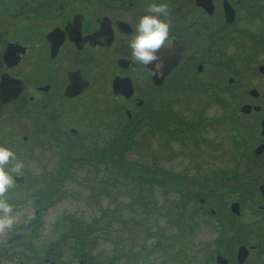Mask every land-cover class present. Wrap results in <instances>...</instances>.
<instances>
[{"label":"flooded vegetation","instance_id":"af4514ba","mask_svg":"<svg viewBox=\"0 0 264 264\" xmlns=\"http://www.w3.org/2000/svg\"><path fill=\"white\" fill-rule=\"evenodd\" d=\"M148 2L0 0V138L5 141L12 134L17 137L16 125L9 132L5 128L9 108L10 120L21 123L22 119H29L34 133L52 139L61 155L53 171L66 170L80 158L70 155L85 149L79 142L78 123L94 118L98 127L111 131V138L148 126L144 131L146 138L158 139L161 134H168L167 125L171 122L166 115L168 93L219 90L229 97L230 106L239 109L235 119L249 118L257 123L245 127L244 139L252 138L251 144L240 148L236 166L226 173L224 182L227 195L234 191L239 194L240 214L245 204L256 205L253 227L240 223V214L232 217L229 213L226 217V234L244 231L243 225L245 232L250 228L254 231L257 244L244 243L249 247L248 260L252 251H262L264 247V192L260 188L264 184V84L260 85V73L256 75L251 72L254 68L244 65L246 42L241 44L247 36L252 37L247 34L246 25L257 26L264 20L263 0H157L167 4L173 36L169 45L157 50L159 75L155 74L156 61L149 62L146 68L133 63L127 47L135 21L145 12ZM225 7L230 11L228 16ZM233 44L234 52L229 53ZM240 46L244 61L237 54ZM260 64L264 63L254 61L257 71ZM248 71L255 74L250 77L249 88L240 77ZM71 75L76 83H81L82 90L69 96L65 86ZM231 87L236 91L232 92ZM219 99L217 95L209 103L220 102ZM242 106H247L248 111L242 112ZM172 127H176L175 122ZM22 141L27 142L28 136H23ZM93 148L101 146L90 150ZM261 174L263 179H257ZM229 177L237 181L232 182ZM14 182L17 184L15 179ZM208 182H213L212 174ZM11 194L9 201L16 197ZM46 201L42 195L34 196V216ZM200 201L203 204L204 199ZM34 223L35 218L26 226ZM261 260H256V264H263ZM43 261L53 263L49 257Z\"/></svg>","mask_w":264,"mask_h":264},{"label":"rangeland","instance_id":"374dc122","mask_svg":"<svg viewBox=\"0 0 264 264\" xmlns=\"http://www.w3.org/2000/svg\"><path fill=\"white\" fill-rule=\"evenodd\" d=\"M245 29L252 37L247 36L241 44L246 42L244 65L247 63L250 70L254 68L251 72L258 75L253 64L254 61L264 63V20L257 26L247 24ZM235 45L230 46L229 53L234 52ZM242 52L240 46L237 54L244 61ZM254 73L248 71L240 75L248 88ZM258 77L263 80L260 85L264 84V76ZM230 89L236 91L235 87ZM217 95L220 102L209 103ZM230 105L229 97L219 90L209 93L201 89L197 92L174 91L168 93L166 115L171 117L167 127L172 128V123L176 122L177 128L172 131L168 128V134L151 140L144 135L148 126H139L135 143L130 145L126 156L135 162L155 165L154 171L164 179L180 180L182 189L178 191L166 190L158 184L138 186L94 160L91 165L72 163L75 165H71L66 176L55 184L51 182L55 175L53 170L61 155L52 139L34 133L29 127V119H22L21 123L10 120V109L7 108L6 131L14 130L16 125L17 137L12 134L13 137L5 141L0 138V143L7 144L24 162L22 171L16 173L24 176V182L15 184L5 194L6 199L11 193L16 194L8 202L13 205L17 220L11 228L0 231V264H217L214 258L217 253L226 257L229 264H236L237 246L258 242L254 231L250 228L245 232L244 225V231L234 230L232 235L225 233V226L229 225L226 220L229 203L238 201L239 194L235 191L229 197L226 193L221 194L224 200L215 206L218 214L213 215L207 204L202 205L199 200L212 201L204 196L209 177L213 172L228 173L236 166L240 148L248 147L252 141V138L250 142L244 139L245 127L253 126L254 122L249 118L235 119L239 109ZM78 128L79 142L85 149L79 154H71L70 158L77 155L90 159L88 150L92 146L105 145L111 138V131L98 127L94 118L78 123ZM186 129H192V133L184 132ZM186 134L194 138L189 139ZM23 136H28L27 142L22 141ZM256 178L263 179V174ZM214 180L221 181L222 177ZM219 183L220 188L225 186L223 182ZM48 184L56 190L59 188L56 198L50 206L37 212L33 228H25L34 218L36 206L32 201L36 191ZM255 210L254 202L245 204L240 223L246 222L253 227ZM72 218L92 224L86 247H81L85 253L84 261L78 258L74 238L67 236L58 243L62 234L71 233L68 223ZM15 234L20 237L12 240ZM48 250L50 256H47ZM250 254L245 264H256L259 259L264 264V247L262 251ZM46 257L53 263L44 262Z\"/></svg>","mask_w":264,"mask_h":264},{"label":"trees","instance_id":"16d2710c","mask_svg":"<svg viewBox=\"0 0 264 264\" xmlns=\"http://www.w3.org/2000/svg\"><path fill=\"white\" fill-rule=\"evenodd\" d=\"M177 128V124L176 127ZM139 127H136V129L133 131V133L127 132V130L123 133H120L117 137H113L108 140V142L101 146V148L94 149L92 152L91 150H88V154L90 155V159H83L85 162L89 164H92L93 160L100 162L101 164L105 165L103 166L104 168L108 169L110 172H116L117 176L119 177H124V179H127L129 181H132L136 183L138 186L143 185L144 183H148L150 186H153L155 184H158L162 186V188H165L166 190H175L178 191L182 189V186L180 183V180L176 179H164L160 176L157 175V173L154 171L155 165L153 164H142L141 162H135L133 160H130L126 155L129 152L130 145H134L135 140L134 138L137 136V130ZM185 132V130H183ZM176 132V131H175ZM186 132L189 134L192 133V129H186ZM191 136V137H188ZM187 138H194L192 135L186 134ZM93 155H92V154ZM94 156V157H93ZM69 170H62L58 171L55 175L52 176V181H54L55 184H58L57 181L60 183V180L66 176ZM222 172L216 173L213 172V178L218 179L219 177H222L221 175ZM157 176H156V175ZM219 182H225L224 179L222 178L221 181L214 180V184L212 188L214 190L212 193H208L204 196H207L208 198L214 197L217 202H220L224 200V197L221 195L224 192V187L220 188V183ZM225 185V183H224ZM210 188V189H212ZM217 189V190H216ZM59 190V188H58ZM58 190L56 188L51 187L49 184L46 186L44 189H40L37 191L38 195H42L43 199L47 200V196L49 198L53 197L56 194H58ZM219 190V191H218ZM205 192V189H204ZM208 200H206L207 202ZM73 219V218H72ZM68 223V228L69 226L71 227V233H64L60 237L59 240L65 239L67 236L74 238V240L77 242V249L76 252L78 254V258L81 260L84 259L85 253L82 252L81 247L84 249L86 247V243L88 242V236L90 235V232L92 230V224L89 223H84L82 221L78 220H71ZM63 237V238H62ZM84 246V247H83Z\"/></svg>","mask_w":264,"mask_h":264},{"label":"clouds","instance_id":"9594fccd","mask_svg":"<svg viewBox=\"0 0 264 264\" xmlns=\"http://www.w3.org/2000/svg\"><path fill=\"white\" fill-rule=\"evenodd\" d=\"M144 7L145 12L137 17L127 47L133 63L146 68L149 62L156 61L155 74L159 75L157 50L169 45L173 39L167 20L168 7L166 3L157 0H149ZM149 72L151 74V70ZM23 168L24 162L17 158L15 152L7 144L0 143V231L16 223L13 205L5 198V194L16 186L13 174L20 173Z\"/></svg>","mask_w":264,"mask_h":264},{"label":"water","instance_id":"95a60500","mask_svg":"<svg viewBox=\"0 0 264 264\" xmlns=\"http://www.w3.org/2000/svg\"><path fill=\"white\" fill-rule=\"evenodd\" d=\"M226 13H228L227 9H226ZM229 21H231V18L229 19ZM259 70L264 74V65L260 66L259 67ZM74 77V76H73ZM76 78V77H74ZM116 86V83L114 84V90H116L115 88ZM65 94L66 95H69V96H72L74 94H77L79 93L81 90H82V86H81V83H76L75 80L72 78V75H71V80L69 82V84L67 86H65ZM119 91V90H118ZM130 94V90L127 92V96ZM247 106H242L241 107V111L242 112H247L248 111V108H246ZM260 149V148H258ZM16 181L18 182H22L23 178L22 176L20 177H16L15 178ZM262 189V191L264 192V184L261 185L260 187ZM231 210L234 212V213H238L239 212V209H238V203L237 202H232L231 203ZM237 260L239 263H242L244 261V259L246 258V255H247V249L244 247V245H240L238 247V250H237ZM216 261L220 264H226L227 263V260L225 258H223L220 254H217L216 255Z\"/></svg>","mask_w":264,"mask_h":264}]
</instances>
